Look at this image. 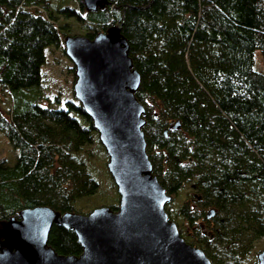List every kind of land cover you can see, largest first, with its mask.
<instances>
[{
	"label": "trees",
	"instance_id": "obj_1",
	"mask_svg": "<svg viewBox=\"0 0 264 264\" xmlns=\"http://www.w3.org/2000/svg\"><path fill=\"white\" fill-rule=\"evenodd\" d=\"M72 1L0 0V88L12 97L0 111V219L36 205L80 212L79 199L97 189L92 158L103 148L90 117L73 96L41 103L38 86L46 47L66 35L55 18L74 15L89 38L121 22L140 74L152 173L171 194L169 219L213 264H255L264 236V71L254 55L259 49L264 61V0H108L96 10ZM47 243L62 254L82 249L59 223Z\"/></svg>",
	"mask_w": 264,
	"mask_h": 264
},
{
	"label": "water",
	"instance_id": "obj_2",
	"mask_svg": "<svg viewBox=\"0 0 264 264\" xmlns=\"http://www.w3.org/2000/svg\"><path fill=\"white\" fill-rule=\"evenodd\" d=\"M82 3L96 10L108 0ZM120 27L121 22L91 38L66 34L63 39L74 66L73 95L107 154L117 210L108 205L86 213L48 205L22 208L18 216L0 219V264H213L201 247L181 236L165 211L171 194L152 173L142 130L144 106L135 96L140 74ZM178 126V120L171 125ZM214 212L211 207L205 215ZM52 223L73 229L79 254L58 253L47 243ZM255 264H264V249L256 253Z\"/></svg>",
	"mask_w": 264,
	"mask_h": 264
},
{
	"label": "rangeland",
	"instance_id": "obj_3",
	"mask_svg": "<svg viewBox=\"0 0 264 264\" xmlns=\"http://www.w3.org/2000/svg\"><path fill=\"white\" fill-rule=\"evenodd\" d=\"M66 2L69 4H74L72 0H66ZM49 8L53 9L54 13V6L50 4ZM32 9L34 10L35 8L32 7ZM41 11H43V9ZM63 21H66V23L64 26H62L61 29L63 31H66V34H83L84 29L74 15L68 16V18L63 15H59V17L55 18V22L58 26H60ZM63 39L64 36L62 37V42L59 46L48 45L45 49V61L41 67L42 75L40 84L38 86L40 90L39 101L41 103H49L50 100L47 98V96L53 94H60L62 97H74L72 90V84L75 79L74 66L64 52ZM254 56V66L257 69L264 71V61L259 49H255ZM34 90V88L29 89L28 93L30 94ZM18 98L19 102L22 103L23 90L18 92ZM11 106L12 97L6 90L0 88V111L7 114L8 110L11 109ZM5 147L6 144L4 140L0 139V148L4 149ZM8 151L10 153H13L12 149H9ZM92 161L94 163V166L97 168L95 175L98 180V187L93 193L79 199L78 209L80 212H87L99 205H108L111 203V201H114V199H116V196L118 195L116 187L112 184V178L110 177V174L108 173L106 168L107 154L104 151V148L103 152L102 150H100V152L98 151V154H96L95 157L92 158ZM188 200H190L191 203L193 202L190 197H188ZM198 223H203V225L207 228V224L203 219H199ZM177 228L179 230L178 225ZM179 233L185 240L187 239L183 231L179 230ZM255 246L258 251L264 249V236H261L257 239ZM252 259L253 258L251 257L250 260L252 261ZM254 259L256 262V256L254 257Z\"/></svg>",
	"mask_w": 264,
	"mask_h": 264
},
{
	"label": "flooded vegetation",
	"instance_id": "obj_4",
	"mask_svg": "<svg viewBox=\"0 0 264 264\" xmlns=\"http://www.w3.org/2000/svg\"><path fill=\"white\" fill-rule=\"evenodd\" d=\"M201 225H203V223H201Z\"/></svg>",
	"mask_w": 264,
	"mask_h": 264
}]
</instances>
